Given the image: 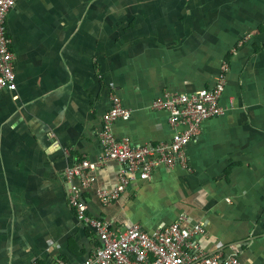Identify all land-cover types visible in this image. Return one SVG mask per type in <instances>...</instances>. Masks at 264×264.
<instances>
[{
	"label": "crops",
	"instance_id": "0c3cea01",
	"mask_svg": "<svg viewBox=\"0 0 264 264\" xmlns=\"http://www.w3.org/2000/svg\"><path fill=\"white\" fill-rule=\"evenodd\" d=\"M5 25L16 88L0 91V264H82L101 241L71 207L65 171L101 153L112 97L131 111L118 139L167 144L175 130L153 102L213 87L224 63V113L188 143L187 167L137 171L110 205L99 192L120 185V163L75 184L114 230L186 217L203 224L204 252L264 264V0H18Z\"/></svg>",
	"mask_w": 264,
	"mask_h": 264
},
{
	"label": "built area",
	"instance_id": "2783aa9c",
	"mask_svg": "<svg viewBox=\"0 0 264 264\" xmlns=\"http://www.w3.org/2000/svg\"><path fill=\"white\" fill-rule=\"evenodd\" d=\"M18 0H0V91L15 90L14 57L11 39L7 35L5 20ZM229 65L223 64L215 84L209 89L193 93L166 94L156 99L152 106L168 112L169 125L175 130L170 143L134 147L128 139H118L113 133L116 120L131 116L119 97H112V107L103 117V130L100 134L101 153L96 160L82 159L65 171L70 188V205L79 220L96 230L101 244L94 248L82 264H241L236 248L227 254L223 248L215 252H204L198 238L204 234L203 224L188 227L187 218L181 217L170 225L160 226L148 232L140 225L125 230H114L109 222L91 217L88 205L82 198L81 188L75 184L81 179L87 187L95 181L88 176L109 162L124 166L120 185L114 191H100L99 198L104 205L118 199L129 183V176L140 171V178L147 180L154 169L161 165L187 167L186 147L201 133L202 124L223 115L220 99L226 88ZM57 264H70L58 260Z\"/></svg>",
	"mask_w": 264,
	"mask_h": 264
}]
</instances>
